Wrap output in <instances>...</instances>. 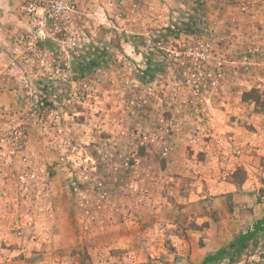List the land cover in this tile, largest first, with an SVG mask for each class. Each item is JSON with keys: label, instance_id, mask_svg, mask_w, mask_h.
Wrapping results in <instances>:
<instances>
[{"label": "rangeland", "instance_id": "374dc122", "mask_svg": "<svg viewBox=\"0 0 264 264\" xmlns=\"http://www.w3.org/2000/svg\"><path fill=\"white\" fill-rule=\"evenodd\" d=\"M25 1L0 0V264H202L263 219L264 0H70L43 40ZM225 264H264V223Z\"/></svg>", "mask_w": 264, "mask_h": 264}, {"label": "built area", "instance_id": "2783aa9c", "mask_svg": "<svg viewBox=\"0 0 264 264\" xmlns=\"http://www.w3.org/2000/svg\"><path fill=\"white\" fill-rule=\"evenodd\" d=\"M73 8L70 0H27L21 6V12L37 29V39L43 40L49 36L45 32L46 25H50L52 31L58 29L60 20Z\"/></svg>", "mask_w": 264, "mask_h": 264}, {"label": "crops", "instance_id": "0c3cea01", "mask_svg": "<svg viewBox=\"0 0 264 264\" xmlns=\"http://www.w3.org/2000/svg\"><path fill=\"white\" fill-rule=\"evenodd\" d=\"M262 223H264V217L263 219L254 221L250 228L233 237L228 245H222L213 251H204L201 256L202 264H225L226 261L239 255L247 249L255 236V231Z\"/></svg>", "mask_w": 264, "mask_h": 264}, {"label": "trees", "instance_id": "16d2710c", "mask_svg": "<svg viewBox=\"0 0 264 264\" xmlns=\"http://www.w3.org/2000/svg\"><path fill=\"white\" fill-rule=\"evenodd\" d=\"M151 73L152 72V69H151V66H149L147 69H146V73Z\"/></svg>", "mask_w": 264, "mask_h": 264}]
</instances>
